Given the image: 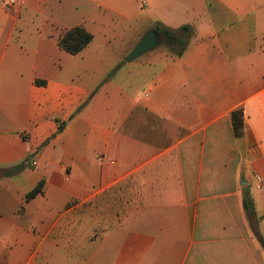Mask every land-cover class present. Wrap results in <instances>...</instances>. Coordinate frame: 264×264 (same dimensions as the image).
I'll return each instance as SVG.
<instances>
[{
  "label": "crops",
  "instance_id": "0c3cea01",
  "mask_svg": "<svg viewBox=\"0 0 264 264\" xmlns=\"http://www.w3.org/2000/svg\"><path fill=\"white\" fill-rule=\"evenodd\" d=\"M127 1L101 10L133 25ZM147 1L110 80L89 49L94 20L71 56L58 45L69 28L28 25L61 0L0 2V239L24 243L26 264H264V0ZM159 25L191 26L186 52L143 55L114 81Z\"/></svg>",
  "mask_w": 264,
  "mask_h": 264
},
{
  "label": "rangeland",
  "instance_id": "374dc122",
  "mask_svg": "<svg viewBox=\"0 0 264 264\" xmlns=\"http://www.w3.org/2000/svg\"><path fill=\"white\" fill-rule=\"evenodd\" d=\"M10 0H0L1 4L4 8H7L8 2ZM15 5L13 7H17L20 4L21 0H14ZM58 8L54 9V18L49 15H39L34 19V23H28L30 26H45L51 28V25L54 26H62L61 28H69L78 26L79 23H84V25H93V20L95 24L93 27H96L99 30V34L97 35L96 42L91 46V48H96V54L99 55L102 59V71L103 77L106 80L111 79V74L114 72L113 64L116 62V59L121 54H127L129 52L128 45L130 43V33L135 32L136 29L141 28V19L143 13H148V5L147 0H134V14L137 16L136 23L130 25L128 19L123 18L121 16L112 14L110 12H104L101 10L102 1L109 0H95L93 3L90 0H61ZM58 4V3H57ZM62 4L63 6H60ZM106 4V3H105ZM127 0H118L117 6L125 10L127 7ZM94 9V14L91 12ZM163 12V11H162ZM83 13L82 16H78V14ZM155 21L156 18L152 17ZM57 21V23H56ZM53 23V24H50ZM83 27V26H82ZM67 30V29H65ZM64 30V31H65ZM63 31V32H64ZM160 38L162 40L159 47L154 50L148 52L152 53L154 51H160L163 49L170 50V48L165 43V38L161 32ZM190 42V41H189ZM95 46V47H93ZM88 51V50H87ZM88 53V52H86ZM126 57V56H125ZM124 57V58H125ZM138 58V59H142ZM137 61V59L135 60ZM123 70H121L114 81H117L118 78L127 71V67H130L131 63L122 62ZM254 190L253 187L250 189ZM32 251L26 248V245L20 241H15L14 239H0V257H5L9 262L19 261L21 264H26L31 259ZM36 264V263H34ZM37 264H46L44 258H40L37 260Z\"/></svg>",
  "mask_w": 264,
  "mask_h": 264
},
{
  "label": "trees",
  "instance_id": "16d2710c",
  "mask_svg": "<svg viewBox=\"0 0 264 264\" xmlns=\"http://www.w3.org/2000/svg\"><path fill=\"white\" fill-rule=\"evenodd\" d=\"M157 30L158 32L161 30L165 38V43L170 48L169 51L177 58L181 57L186 52L189 41L194 34L193 28L188 25L183 26L177 31H172L159 25ZM93 41L94 36L88 32L85 27L78 26L65 30L58 40V45L67 54L71 56H77L83 52ZM232 126L236 138H242L244 136V114L242 110L234 111L232 113ZM24 169L25 165H18L12 168V172L17 174L22 172ZM42 188L43 181L40 182L39 185L27 196L26 200L29 201L30 199L35 198L42 192ZM244 208L246 216L252 228L256 232L258 218L254 203L247 193L244 197Z\"/></svg>",
  "mask_w": 264,
  "mask_h": 264
},
{
  "label": "water",
  "instance_id": "95a60500",
  "mask_svg": "<svg viewBox=\"0 0 264 264\" xmlns=\"http://www.w3.org/2000/svg\"><path fill=\"white\" fill-rule=\"evenodd\" d=\"M162 40L160 38V34L157 30L148 31L143 38L137 43L134 49L130 52V54L124 58V62L131 63L146 53L154 50L159 47ZM113 73L111 74V78Z\"/></svg>",
  "mask_w": 264,
  "mask_h": 264
},
{
  "label": "built area",
  "instance_id": "2783aa9c",
  "mask_svg": "<svg viewBox=\"0 0 264 264\" xmlns=\"http://www.w3.org/2000/svg\"><path fill=\"white\" fill-rule=\"evenodd\" d=\"M15 5L14 0H10L8 2L9 7H13ZM35 165V163H33ZM263 188V179L261 177H256V189L261 190Z\"/></svg>",
  "mask_w": 264,
  "mask_h": 264
}]
</instances>
